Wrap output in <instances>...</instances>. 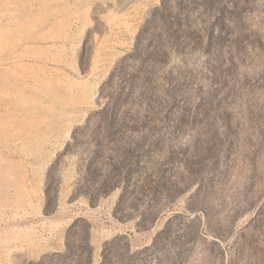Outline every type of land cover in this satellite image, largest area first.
Wrapping results in <instances>:
<instances>
[{"label": "rangeland", "instance_id": "obj_1", "mask_svg": "<svg viewBox=\"0 0 264 264\" xmlns=\"http://www.w3.org/2000/svg\"><path fill=\"white\" fill-rule=\"evenodd\" d=\"M0 264H264V0H0Z\"/></svg>", "mask_w": 264, "mask_h": 264}]
</instances>
